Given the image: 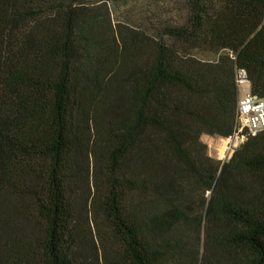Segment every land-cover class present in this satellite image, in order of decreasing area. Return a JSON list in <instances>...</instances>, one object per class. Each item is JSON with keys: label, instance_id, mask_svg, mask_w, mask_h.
Listing matches in <instances>:
<instances>
[{"label": "trees", "instance_id": "16d2710c", "mask_svg": "<svg viewBox=\"0 0 264 264\" xmlns=\"http://www.w3.org/2000/svg\"><path fill=\"white\" fill-rule=\"evenodd\" d=\"M184 1L171 44H112L69 4L0 0V264H264V129L224 162L200 141L233 132L235 65L264 97V0Z\"/></svg>", "mask_w": 264, "mask_h": 264}, {"label": "rangeland", "instance_id": "374dc122", "mask_svg": "<svg viewBox=\"0 0 264 264\" xmlns=\"http://www.w3.org/2000/svg\"><path fill=\"white\" fill-rule=\"evenodd\" d=\"M59 3L69 4L78 8L85 16H96L100 24L104 27H98V32L107 34V38L112 44L134 33H144L151 37L162 38L169 44L172 43L168 37L162 36L164 27H179L186 19V3L184 0H47ZM79 32L76 33V40L80 41ZM181 54H189L203 62H216L219 55L229 54L228 50H222L220 53L210 51H198L188 49L180 45H175ZM185 51L186 54L183 52ZM227 137V136H226ZM226 137L217 134L200 135V141L206 146V154L220 162H224L231 156L225 154L227 144ZM75 202L79 207L87 195L85 186L77 185L75 188ZM204 196L208 191H203ZM81 224L82 222L79 221ZM104 222L98 220L92 222L90 218L85 219L83 224L77 225L79 237H85L82 243V255L87 259L95 261L98 251L93 248L92 243L97 245L98 234L106 232ZM188 232V231H187ZM190 233V231H189Z\"/></svg>", "mask_w": 264, "mask_h": 264}, {"label": "built area", "instance_id": "2783aa9c", "mask_svg": "<svg viewBox=\"0 0 264 264\" xmlns=\"http://www.w3.org/2000/svg\"><path fill=\"white\" fill-rule=\"evenodd\" d=\"M232 59L235 56L229 54ZM234 82L237 88L236 116L233 132L226 137L225 154L233 153L248 137L264 129V97L250 90L247 72L234 66Z\"/></svg>", "mask_w": 264, "mask_h": 264}, {"label": "bare ground", "instance_id": "6f19581e", "mask_svg": "<svg viewBox=\"0 0 264 264\" xmlns=\"http://www.w3.org/2000/svg\"><path fill=\"white\" fill-rule=\"evenodd\" d=\"M225 149H226V147H225Z\"/></svg>", "mask_w": 264, "mask_h": 264}, {"label": "water", "instance_id": "95a60500", "mask_svg": "<svg viewBox=\"0 0 264 264\" xmlns=\"http://www.w3.org/2000/svg\"><path fill=\"white\" fill-rule=\"evenodd\" d=\"M208 193H209V191H208Z\"/></svg>", "mask_w": 264, "mask_h": 264}]
</instances>
